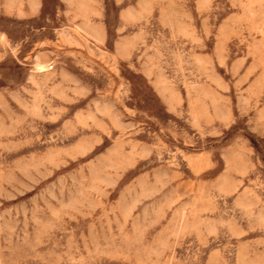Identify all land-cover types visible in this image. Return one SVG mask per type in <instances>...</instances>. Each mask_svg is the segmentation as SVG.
<instances>
[{"label":"rangeland","instance_id":"obj_1","mask_svg":"<svg viewBox=\"0 0 264 264\" xmlns=\"http://www.w3.org/2000/svg\"><path fill=\"white\" fill-rule=\"evenodd\" d=\"M0 264H264V0H0Z\"/></svg>","mask_w":264,"mask_h":264}]
</instances>
